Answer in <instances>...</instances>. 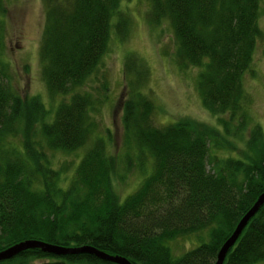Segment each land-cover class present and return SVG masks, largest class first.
I'll return each mask as SVG.
<instances>
[{"label":"trees","instance_id":"16d2710c","mask_svg":"<svg viewBox=\"0 0 264 264\" xmlns=\"http://www.w3.org/2000/svg\"><path fill=\"white\" fill-rule=\"evenodd\" d=\"M120 2L41 0L40 78L49 97L62 100L47 120L37 97L21 100L8 82L9 64L1 58L6 0H0V250L33 239L59 247L89 245L131 264H213L220 244L264 190V133L250 126L238 155L227 151L221 158L209 155L212 147L224 148L215 125L187 117L154 125L152 100L141 91L146 70L127 54L120 157L144 175L121 202L114 197L110 175L116 160L90 117L94 99L77 88L96 71L111 36H127ZM145 2L146 23L169 27L175 64L198 69L196 91L204 110L233 116L244 97L240 76L262 32L259 0ZM220 124L225 132L226 123ZM80 147L62 186L42 148L67 153ZM243 226L221 264L264 260V200ZM177 238L188 241L174 255ZM0 264L113 263L89 253L50 255L31 247Z\"/></svg>","mask_w":264,"mask_h":264},{"label":"rangeland","instance_id":"374dc122","mask_svg":"<svg viewBox=\"0 0 264 264\" xmlns=\"http://www.w3.org/2000/svg\"><path fill=\"white\" fill-rule=\"evenodd\" d=\"M4 5L6 12L2 15L4 31L1 58L9 64L8 82L21 100L30 95L37 97L43 105L42 108L48 112V120L55 105L62 100L58 94L49 97L40 78L37 45L43 23L41 0H6ZM147 7L145 0H121L120 13L128 17L127 36L123 41L114 35L111 36L107 50L97 63L96 71L77 88L79 91L90 92L91 98L94 99L90 117L96 124L97 133L106 140L107 154L116 160L110 181L114 197L120 202L123 196L133 191L144 175L131 165L132 162L128 165L120 157L125 151L121 145L120 113L128 91L125 87L126 78L123 76V61L127 54L132 56L134 63L146 70V81L142 83L141 91L152 100L154 110L151 117L154 125L159 126L161 123H169L183 117L194 119L198 123L215 125L223 137L224 148L221 150L212 147L209 155L221 158L227 151H230L232 156L238 155L244 147L242 141L247 138L250 126L259 125V129L264 133V0H259L257 7V26L262 32L256 38L250 65L240 76L244 97L233 116L228 113L209 114L204 110L196 91L198 69L194 66L183 68L175 64V46L169 27L166 23L154 27L146 23ZM221 120L227 125L225 132L220 130ZM32 147L35 148L34 143ZM82 150L80 147L65 153L42 148L44 158H47L50 167L59 174V184L62 186L66 185ZM186 240L177 238L171 244L174 255L185 250L188 241ZM253 264H264V260Z\"/></svg>","mask_w":264,"mask_h":264},{"label":"water","instance_id":"95a60500","mask_svg":"<svg viewBox=\"0 0 264 264\" xmlns=\"http://www.w3.org/2000/svg\"><path fill=\"white\" fill-rule=\"evenodd\" d=\"M264 200V190L261 191L256 200L252 202L251 206L248 208V210L243 213L241 215V217L239 218V220L236 222L235 226H233V230L229 233V235L227 236V239L223 241V243L220 244V246L218 247L219 249L217 250V254H215L214 256V263L213 264H221L222 263V258L223 255L228 251V247L234 243L235 239H237V235L238 233L242 230V228L244 227L243 225L246 224V222L248 221V219L251 217V215L257 211V209L259 208L260 204L262 203V201ZM31 247H37L39 249H41L42 251L54 255H62L65 253H89L90 255H94L98 258H101V260H106L109 261L111 263H116V264H131L129 263L126 259L122 258V256L119 255H114L112 256L111 254H107V253H102L99 250H96L94 247H90L89 245H82V247L80 246H76V247H64L61 246L59 247L58 245L55 244H51L49 245L48 243L42 242V241H38V240H33L30 239L29 240H22L19 241V243H13L11 245H9V247H5L3 249L0 250V260H4V259H9L12 255H14L15 253H19L21 250L23 249H30Z\"/></svg>","mask_w":264,"mask_h":264}]
</instances>
